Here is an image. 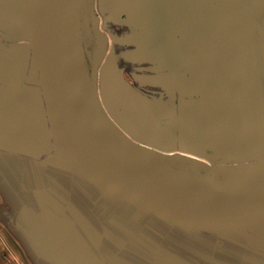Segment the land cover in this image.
<instances>
[{
    "label": "rangeland",
    "instance_id": "obj_1",
    "mask_svg": "<svg viewBox=\"0 0 264 264\" xmlns=\"http://www.w3.org/2000/svg\"><path fill=\"white\" fill-rule=\"evenodd\" d=\"M175 1L120 0L114 8L108 0H81L78 56L82 73L77 76L71 71L67 54L63 55L64 86L73 85L81 97L83 113L92 110L91 114L100 119V127L109 130L122 149L159 180L180 191L202 195L239 199L260 194L264 182L255 184L254 178L262 171L254 165L264 160V136L258 138V145L243 153L245 157L238 158V163L208 164L190 157L193 154L185 149L139 137L138 132L145 134L152 129L138 131L133 127L134 108L138 110L148 99L154 101L157 91L153 87L145 90L143 83L148 82L145 74L154 73L156 65L165 64L187 48H212L216 41L211 39L210 44L204 45L203 33H208L210 27V37L214 36L219 16L239 20L256 16L259 8L264 9V0H179L184 4L178 8ZM187 1H193L194 6L187 7ZM19 2L20 7L15 8L13 0H0V79H19L0 85L4 98L6 92L13 93V114L9 118L4 110L0 146L40 152L36 155L2 150L16 156L20 166L26 162L33 164L32 174L28 168L35 182L32 191L36 193L31 214L36 225L45 221V225H53L52 229L62 235L67 243V254L66 249L62 251L67 256L66 262L114 264L115 260H125L130 264H171L159 258L158 253L165 252L179 264H264V221L237 230H189L95 187L61 161L66 158L53 135L42 131L47 122L40 95L35 91L39 87L28 84L25 73L5 63L13 62L25 68L34 66L26 25L32 20L36 2ZM187 29L192 33L189 36ZM180 58L183 59L180 63L187 61V56ZM86 127L93 129L90 125ZM230 165L238 168L230 169ZM48 192L51 204L44 197L43 208L40 194ZM15 206L2 201L4 227L10 228L11 223L18 225L19 234L26 236L23 226L26 217L22 215L26 205L20 201ZM74 212L96 233L97 239L77 222ZM5 235L10 240V233Z\"/></svg>",
    "mask_w": 264,
    "mask_h": 264
},
{
    "label": "crops",
    "instance_id": "obj_2",
    "mask_svg": "<svg viewBox=\"0 0 264 264\" xmlns=\"http://www.w3.org/2000/svg\"><path fill=\"white\" fill-rule=\"evenodd\" d=\"M119 2L108 0L114 8ZM180 4L183 7L184 3L176 0L175 8ZM193 6V1L187 4L189 8ZM259 10L256 16L239 20L219 16L214 36L210 37V27L206 28L208 33H203L204 45L210 44L211 39L216 41L212 48H187L165 64L156 65L154 73L144 75L148 81L143 83L145 90L153 87L157 91L154 101L142 102L132 113L136 130L152 129L145 134L138 132L139 137L185 149L193 154L190 157H198L200 163L208 164L212 161L238 163L249 147L259 144L258 138L264 136V9ZM232 24L235 27L227 28ZM188 30L189 36L192 33ZM183 56H187V61L180 63L183 59L179 57ZM231 92L240 96L237 102L229 99ZM12 94L8 91L4 98L0 90V130L4 110L7 116L13 114ZM28 168L32 174L31 162L20 166L16 156L0 150V264H68L67 243L62 235L55 230L58 233L55 237L53 225H45V221L38 225L34 222L35 182ZM40 195L43 208L44 197L51 204L49 192ZM40 195L36 196L41 198ZM3 200L10 201L11 207L20 201L26 205L22 214L26 217L23 225L26 236L19 234L18 225L11 223L10 228L4 227ZM8 232L10 240L5 235Z\"/></svg>",
    "mask_w": 264,
    "mask_h": 264
},
{
    "label": "water",
    "instance_id": "obj_3",
    "mask_svg": "<svg viewBox=\"0 0 264 264\" xmlns=\"http://www.w3.org/2000/svg\"><path fill=\"white\" fill-rule=\"evenodd\" d=\"M13 1L15 8H19V0ZM35 2L32 20L26 25L31 38L34 66L25 68L13 62L5 63L25 73L28 84L39 87L35 91L40 95L47 122L42 131L53 135L56 146L66 158H59L61 161L72 166L95 187L189 230H237L264 221V194L221 202L201 200L156 178L122 149L109 130L95 126L92 130L88 129L84 124L81 97L73 85L64 86L60 69V59L65 54L72 71L79 68L81 0ZM20 18L24 24L21 11ZM94 64H98V59ZM18 81L17 78L7 77L0 79V84ZM228 97L234 102L240 99L234 92L229 93ZM0 150L40 154L28 149L2 146ZM229 168L238 166L230 165ZM254 168L262 171V174L256 175L254 183L264 182V160L257 162ZM74 217L92 238H98L80 215L74 212ZM158 256L171 264H179L168 253L159 252ZM114 264L130 263L115 260Z\"/></svg>",
    "mask_w": 264,
    "mask_h": 264
},
{
    "label": "bare ground",
    "instance_id": "obj_4",
    "mask_svg": "<svg viewBox=\"0 0 264 264\" xmlns=\"http://www.w3.org/2000/svg\"><path fill=\"white\" fill-rule=\"evenodd\" d=\"M78 60H79V68L77 70H75L74 72L77 74V76H80V74L82 73V62H81V59L80 57L78 56ZM63 57L62 59H60V69H61V72L63 70ZM70 67V65H69ZM71 69V67H70ZM72 71V69H71ZM62 80H63V73H62ZM92 110H88L87 112L83 113V119H84V124L86 126H92V127H100L101 123H100V119L98 117H96L95 114H91ZM90 122L89 124L86 122ZM185 194H188V195H191L193 197H196V198H199L201 200H204V201H213V202H221V201H226V200H229V199H237V198H231V197H224V196H214V195H202V194H199V193H195V192H186V191H181ZM261 193L264 194V185L262 186V190H261ZM260 193V194H261Z\"/></svg>",
    "mask_w": 264,
    "mask_h": 264
}]
</instances>
